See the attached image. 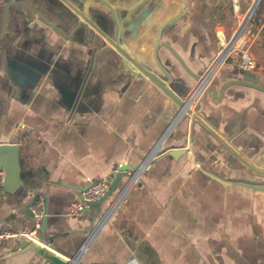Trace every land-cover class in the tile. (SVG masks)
<instances>
[{"label":"crops","instance_id":"crops-1","mask_svg":"<svg viewBox=\"0 0 264 264\" xmlns=\"http://www.w3.org/2000/svg\"><path fill=\"white\" fill-rule=\"evenodd\" d=\"M253 1L0 0V144L15 145L18 166L16 184L0 186V230L30 227L26 207L42 194L37 243L65 259L95 211L71 217L70 204L126 168L78 264H264V92L199 93L187 107L201 120L178 115L116 48L187 99L197 81L161 43L201 75ZM249 26L264 84V0ZM239 69L227 56L209 81L219 89ZM18 249L5 241L0 264H45Z\"/></svg>","mask_w":264,"mask_h":264},{"label":"water","instance_id":"water-1","mask_svg":"<svg viewBox=\"0 0 264 264\" xmlns=\"http://www.w3.org/2000/svg\"><path fill=\"white\" fill-rule=\"evenodd\" d=\"M259 1L260 0H254L253 1L252 5L249 9L248 16H250L252 14L255 7L259 3ZM86 21L88 23H90V21L87 18H86ZM158 43H159V41H157V45H158ZM161 45L166 47L169 50V52L173 55L175 60L179 63V65L195 81H197V86H196L197 94H199V93L207 94L213 102L220 101L222 99V97L224 96L226 89L231 85L247 86V87H251L253 89L264 92V84H262L258 81L257 75L254 73H250V72L241 70V69H239L240 71L238 72L239 77L225 81L224 83H222L220 85L219 89H216L214 82L209 81L212 76L209 79L210 75L207 76V75H204V73L201 75L194 73L188 67V65L185 63V61L171 47H169L165 43H161ZM116 48L118 49L119 53H121V55L125 58L127 63L129 62L132 65H134L140 74L146 76L150 81H152L155 85H157L160 89H162L167 95H169L171 98L174 99V101L179 106V110L177 113L178 115H182V114H186V113L187 114L192 113V114H194L196 120H201V118L196 113H194L195 111H191L190 109H188V107H187L188 103L191 101L189 99H186V98H180V95L178 94V92H176L175 90H171V89H173V84L170 81L167 82L169 86H166L165 83L161 79H159L154 73H152L147 68H145L140 62H137L135 59L130 57L126 53V51H124L121 48L119 49V47H117V46H116ZM155 61L157 62V59H155ZM212 80H213V78H212ZM206 126L209 130H212V128H210L208 125H206ZM179 151H181V150L180 149H171L169 152H170V154L175 155ZM0 167L5 172V180L3 182V186L8 187L9 184H11L13 182H14V184H16V182L18 181V166L16 163V147H15V145L10 144V143L0 144ZM125 170H126V168H120L118 170V172L116 173V175L113 177L107 192L103 196L96 199L95 201H92L89 204V208L91 209V208L95 207V211L93 213V216L91 217L90 224L86 229L87 231H93L94 230V227H95L94 224L97 221V217L99 215L100 205L106 199V197L111 195L117 189L119 179L123 176H128V181H129L133 177L135 171L130 173V175H127ZM30 204H28V206L26 207V213H27V215L32 217ZM86 211H87V209L84 210V213ZM44 223H45V213H44L42 220H41L39 232H41V230L44 229ZM39 237L43 238L41 235ZM27 250L33 251L34 253L41 255V257L45 260V264H78L79 250H77L74 254L67 256L64 259V258L60 257L59 255H56V253H53V252L45 249L43 246H41L37 242L28 240L26 238L20 239L19 240V249L16 251V253H23Z\"/></svg>","mask_w":264,"mask_h":264},{"label":"built area","instance_id":"built-area-1","mask_svg":"<svg viewBox=\"0 0 264 264\" xmlns=\"http://www.w3.org/2000/svg\"><path fill=\"white\" fill-rule=\"evenodd\" d=\"M249 13V12H248ZM250 16L248 14L241 19L238 24L235 32L232 37L225 40H220V44H223V47L220 50V54L213 60V63L210 67L206 69L204 75L209 76L213 74L212 68L219 62H221L227 56H235L238 58V66L241 70L257 73L258 67L254 57L251 54V47L255 42V34L249 26ZM219 44V45H220ZM197 94V90L195 88V94L191 95V97L187 98L191 100L195 98ZM198 95V94H197ZM5 180V172L0 167V186L3 184ZM110 185V177H103L100 180L93 181L89 185H87L80 193V196L73 201L68 209V214L71 217H80L83 215L85 209H89V204L92 201L103 196ZM44 207H45V198L42 194L37 195L33 202L31 203L30 209L32 212L33 223L30 227H26L21 231L15 230H0V246L7 240L17 239L20 240L22 238H26L28 240L38 242V231L40 230L41 220L44 215ZM103 218L98 221L94 227V230L90 232L87 238L84 240V243L79 248L80 251L84 249V246L87 244L90 237L94 234V232L99 228Z\"/></svg>","mask_w":264,"mask_h":264},{"label":"rangeland","instance_id":"rangeland-1","mask_svg":"<svg viewBox=\"0 0 264 264\" xmlns=\"http://www.w3.org/2000/svg\"><path fill=\"white\" fill-rule=\"evenodd\" d=\"M260 1H261V0H260ZM259 3H260V2H259ZM258 6H259V4H258ZM258 6H257V7H258ZM242 16H243V15H242V13H241L240 16H239V18H238L239 23H240V21H241V19H242ZM226 40H227V39H226ZM226 40H225V42H226ZM222 47H223V44H220V45H219V49L217 50V53H216L215 58L219 56V54H220V50H221Z\"/></svg>","mask_w":264,"mask_h":264},{"label":"trees","instance_id":"trees-1","mask_svg":"<svg viewBox=\"0 0 264 264\" xmlns=\"http://www.w3.org/2000/svg\"><path fill=\"white\" fill-rule=\"evenodd\" d=\"M261 1H262V0H261ZM261 1H259V2L261 3ZM260 3H259V4H260ZM257 8H258V7H257ZM257 8L254 10L253 14H252L251 17H250V23H251V26H253L254 14H255Z\"/></svg>","mask_w":264,"mask_h":264}]
</instances>
